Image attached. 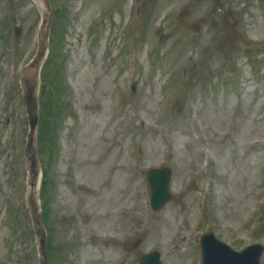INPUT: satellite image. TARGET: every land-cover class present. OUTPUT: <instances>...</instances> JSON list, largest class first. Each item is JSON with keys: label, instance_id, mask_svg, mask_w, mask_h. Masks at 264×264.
Wrapping results in <instances>:
<instances>
[{"label": "rangeland", "instance_id": "374dc122", "mask_svg": "<svg viewBox=\"0 0 264 264\" xmlns=\"http://www.w3.org/2000/svg\"><path fill=\"white\" fill-rule=\"evenodd\" d=\"M89 1L91 4H88L86 0L74 2L75 9H78L76 26L73 30V41L78 43L74 56H80L77 62L80 73L87 70L85 79L89 84L86 85L99 83V89L95 88L96 97L102 104H107L110 93L125 76L123 68L116 70L112 60H117L116 64L119 67L129 61L122 59L123 53L126 54L127 38L123 33V23L127 15L124 16L122 25L117 26V35L113 39L107 35L106 27L109 21H105L101 36L97 45L94 46V43H91L92 25L101 11H105L107 5L102 6L105 0L102 3L101 0ZM156 1L158 0H154ZM2 2L6 3V8L2 6ZM2 2L0 15L3 17L0 21L11 17L21 28L17 44L23 45L20 56L24 57L28 51L29 54L32 51V41L38 20L23 0H15L14 6H11L7 0ZM196 3V0H172L167 5V11L172 14L176 10H184V18L174 20L170 17L168 22L171 24L168 22L159 24L155 21L150 27L143 28L142 32L135 31L131 35L142 44V53L137 62L140 67H137L135 78L136 98L138 97V101L144 105L141 111L145 115L143 121L151 127L141 132L140 128H137L136 132L142 150L146 151L148 163L157 165L161 161H166L174 170L175 194L184 191L193 199L198 188L197 176L191 178L185 185L182 184L181 176L185 170L191 172L190 169H194L196 164L195 149L185 135V131H188L190 116L185 102L187 108H190V103L193 106L195 104L197 111H201L198 131L203 135L205 143L217 160V164L211 170L212 177L220 175V187L213 195L211 220L214 224L220 222L243 234L241 226L247 206L252 205V187L257 181H264V153L258 155L255 160L250 157L253 155L250 151L254 148H247L248 141L263 136L264 0H202L199 2L202 4L192 11L195 18H191L189 10ZM120 4H124L123 12H125L129 1L125 0ZM81 5L86 6L81 7ZM215 5L220 10L215 18V23L218 25L216 30L213 28L214 31L209 32L207 29L208 36L191 37L189 32L201 34V30H205L202 28L199 33L193 28L196 27V22L198 26L200 25L199 17L204 10L207 12L211 6ZM229 5L234 7L233 20L237 24L236 32L230 29V21L227 17L224 18L226 15L221 17L222 13L228 14ZM65 6L68 8L67 4ZM109 19L117 20L114 13L109 14ZM136 25L143 24L139 22ZM158 25H160V31L156 27ZM147 28L150 31H147ZM2 29L0 25V38H2ZM252 39H256L257 42H252ZM4 50L0 40V57L8 66L14 56H11V50L6 52ZM260 58L259 62L254 61ZM2 60L0 59V260L4 264H35V251L31 250L33 241L10 239L11 233L3 221L6 203L15 204L23 196L24 173L22 172V154L18 158L12 154L6 156L14 140L11 134L14 114L12 103H8L5 99L7 97H5L4 89L11 80L8 76L4 79L6 72L4 73ZM19 79L27 83L25 77L20 76ZM239 82L242 83L243 88ZM239 89L241 92H238ZM17 109L19 110L18 120L22 122L24 112L19 106ZM109 116L108 107L105 105L99 116L98 127L92 136H90L92 130H88L89 137L86 138V143L89 146L95 144V148L101 150L110 142H115L114 128L108 122ZM165 124L174 126L172 138L169 136L170 129ZM115 126L117 135L123 130L122 123ZM231 130L234 136L224 140V134ZM86 131L87 128L84 129V133ZM129 133L124 134L126 137L124 145L129 143ZM117 141L116 138V144ZM11 155L13 159L10 161ZM118 187L121 190L119 193L117 188L114 190L116 196L111 198V192L107 190L98 200L95 208L98 215L94 216L89 224L88 236L100 235L104 230L111 229L114 217L122 210L138 211L136 202L141 196L139 187L136 185L126 188L121 180ZM185 199L188 201V196H185L182 201L184 202ZM62 212V209L57 210L53 218L57 219ZM179 212L183 210L177 208L175 203L168 206L159 216L154 217L150 231L153 227L157 230L159 224L167 220L169 226L162 236V241L166 242L173 232L170 225L171 219L175 220V226H177L180 220L177 214ZM60 240V236H56V241ZM236 244L240 246L241 242ZM90 250L94 251L95 258L99 259L96 263H91L89 262L91 255H89L87 264H111L110 260L114 258L111 254L105 258L108 253L104 247L99 246L96 250L93 248ZM137 258H132L130 264H133ZM164 262L173 264L174 260L166 259Z\"/></svg>", "mask_w": 264, "mask_h": 264}]
</instances>
